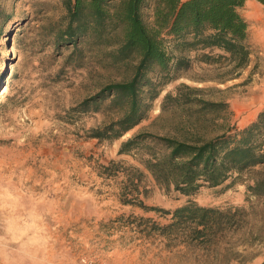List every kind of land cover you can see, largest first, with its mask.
Here are the masks:
<instances>
[{
	"label": "rangeland",
	"instance_id": "1",
	"mask_svg": "<svg viewBox=\"0 0 264 264\" xmlns=\"http://www.w3.org/2000/svg\"><path fill=\"white\" fill-rule=\"evenodd\" d=\"M152 21V7L144 10ZM67 23L62 0H0V264H264V195L248 185L264 179V166L245 171L235 181L205 187L193 197L167 192L121 143L161 112L165 94L179 84L213 88L212 98H226L239 130L264 110V57L251 40L253 55L239 77L222 82L223 69L197 60L171 80L155 101L149 118L117 140L88 137L108 117L74 111L85 98L112 81L129 77L131 65L106 66L97 49L58 42ZM174 55L173 37L165 35ZM84 47V48H83ZM218 51H216L217 53ZM121 162L109 175L102 165ZM145 171L139 196L149 206L172 210L193 200L221 209L243 208L214 244L170 239L143 230L134 217L166 223L169 216L123 203L129 191L127 167ZM132 214L131 218L127 216ZM31 225L16 241L8 232ZM230 224V223H229ZM18 234V233H17ZM34 240V243H29Z\"/></svg>",
	"mask_w": 264,
	"mask_h": 264
},
{
	"label": "trees",
	"instance_id": "2",
	"mask_svg": "<svg viewBox=\"0 0 264 264\" xmlns=\"http://www.w3.org/2000/svg\"><path fill=\"white\" fill-rule=\"evenodd\" d=\"M247 0H62L67 23L57 41L80 44L103 52L106 66L131 65L129 77L112 81L74 107L78 112H102L105 120L88 137L117 140L149 118L165 86L191 68L192 57L223 69L225 82L237 78L250 64L253 46L249 23L240 8ZM264 3V0H259ZM152 7V21L144 10ZM173 37L174 55L165 35ZM84 48V47H83ZM216 51H218L216 53ZM213 88L179 84L168 91L161 112L151 122L160 131L143 128L125 139L118 154L134 157L167 192L193 197L205 187L235 181L245 171L264 166V110L239 130L226 98H212ZM109 175L123 171L121 162L102 165ZM129 191L125 204L169 216L166 223L134 217L143 230L170 239L214 244L243 208L227 210L189 200L172 210L149 206L140 199L145 171L127 167ZM255 196L264 195V179L248 185ZM230 223V224H229Z\"/></svg>",
	"mask_w": 264,
	"mask_h": 264
},
{
	"label": "crops",
	"instance_id": "3",
	"mask_svg": "<svg viewBox=\"0 0 264 264\" xmlns=\"http://www.w3.org/2000/svg\"><path fill=\"white\" fill-rule=\"evenodd\" d=\"M240 11L249 23L252 42L259 46V54L264 57V3L259 0H247Z\"/></svg>",
	"mask_w": 264,
	"mask_h": 264
},
{
	"label": "clouds",
	"instance_id": "4",
	"mask_svg": "<svg viewBox=\"0 0 264 264\" xmlns=\"http://www.w3.org/2000/svg\"><path fill=\"white\" fill-rule=\"evenodd\" d=\"M3 209V205H0V210ZM8 232L9 233H12L13 234V239L18 241L20 240L21 238H23L24 236L27 235L28 231L30 230L31 228V225H28L27 223H25L24 227L22 229H15L13 226H12V222L11 221H8ZM18 233V234H17ZM2 239V238H0ZM35 241L34 240H30L29 243H34ZM0 251H2V246H0Z\"/></svg>",
	"mask_w": 264,
	"mask_h": 264
},
{
	"label": "built area",
	"instance_id": "5",
	"mask_svg": "<svg viewBox=\"0 0 264 264\" xmlns=\"http://www.w3.org/2000/svg\"><path fill=\"white\" fill-rule=\"evenodd\" d=\"M84 264H106L104 262H97V261H94V260H87V259H84Z\"/></svg>",
	"mask_w": 264,
	"mask_h": 264
}]
</instances>
